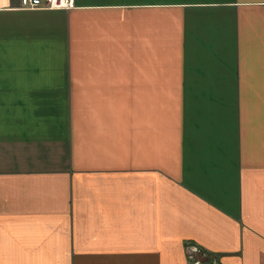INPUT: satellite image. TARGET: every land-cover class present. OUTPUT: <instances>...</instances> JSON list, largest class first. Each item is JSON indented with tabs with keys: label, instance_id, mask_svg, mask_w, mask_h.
I'll list each match as a JSON object with an SVG mask.
<instances>
[{
	"label": "crops",
	"instance_id": "crops-1",
	"mask_svg": "<svg viewBox=\"0 0 264 264\" xmlns=\"http://www.w3.org/2000/svg\"><path fill=\"white\" fill-rule=\"evenodd\" d=\"M201 257L264 264V0H0V264Z\"/></svg>",
	"mask_w": 264,
	"mask_h": 264
},
{
	"label": "built area",
	"instance_id": "built-area-1",
	"mask_svg": "<svg viewBox=\"0 0 264 264\" xmlns=\"http://www.w3.org/2000/svg\"><path fill=\"white\" fill-rule=\"evenodd\" d=\"M77 0H19L22 8L29 9H49V8H72L76 5ZM194 264H200V260L196 259ZM208 264H217L215 262Z\"/></svg>",
	"mask_w": 264,
	"mask_h": 264
},
{
	"label": "rangeland",
	"instance_id": "rangeland-1",
	"mask_svg": "<svg viewBox=\"0 0 264 264\" xmlns=\"http://www.w3.org/2000/svg\"><path fill=\"white\" fill-rule=\"evenodd\" d=\"M198 256V255H197ZM198 260H200V264H208V263H212L211 259L208 258L206 259L205 257H201V258H198ZM195 261V260H194Z\"/></svg>",
	"mask_w": 264,
	"mask_h": 264
},
{
	"label": "water",
	"instance_id": "water-1",
	"mask_svg": "<svg viewBox=\"0 0 264 264\" xmlns=\"http://www.w3.org/2000/svg\"><path fill=\"white\" fill-rule=\"evenodd\" d=\"M194 250H199V249H197V248H193Z\"/></svg>",
	"mask_w": 264,
	"mask_h": 264
},
{
	"label": "bare ground",
	"instance_id": "bare-ground-1",
	"mask_svg": "<svg viewBox=\"0 0 264 264\" xmlns=\"http://www.w3.org/2000/svg\"><path fill=\"white\" fill-rule=\"evenodd\" d=\"M213 259V258H212Z\"/></svg>",
	"mask_w": 264,
	"mask_h": 264
}]
</instances>
